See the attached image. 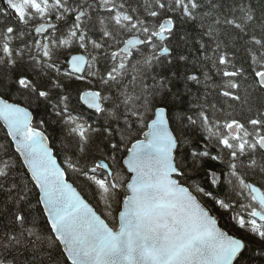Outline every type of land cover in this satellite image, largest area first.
Returning <instances> with one entry per match:
<instances>
[{"label":"trees","instance_id":"16d2710c","mask_svg":"<svg viewBox=\"0 0 264 264\" xmlns=\"http://www.w3.org/2000/svg\"><path fill=\"white\" fill-rule=\"evenodd\" d=\"M9 1L15 4L0 0V97L32 112L68 180L106 222L117 226L130 145L164 108L178 143L176 179L224 230L229 216L259 239L247 242L234 264H264V232L249 226L260 208L248 189L253 184L264 194V151L257 145L264 137L257 80L264 72V0H49L43 18L28 8L31 17L21 23L5 10ZM79 10L85 14L76 20ZM41 20L56 26L37 36L32 27ZM164 20L173 27L161 42L155 33ZM131 37L143 44L125 57L120 48ZM163 47L168 54L159 53ZM82 48L90 55V82L68 71L69 55ZM89 89L103 99L98 113L81 103ZM234 123L232 137L227 128ZM90 173L111 185L103 189ZM259 225L264 231V221ZM0 264H70L1 123Z\"/></svg>","mask_w":264,"mask_h":264},{"label":"water","instance_id":"95a60500","mask_svg":"<svg viewBox=\"0 0 264 264\" xmlns=\"http://www.w3.org/2000/svg\"><path fill=\"white\" fill-rule=\"evenodd\" d=\"M79 11L75 19L83 17ZM55 27L40 23L36 34ZM164 20L156 38L164 42L172 30ZM131 37L121 47L124 54L140 46ZM161 55L168 54L163 47ZM69 71L80 76L88 64L82 53L67 61ZM264 88V72L257 76ZM81 102L99 112L102 101L97 91H86ZM33 114L26 107L0 97V123L32 179L39 202L54 238L70 264H234L246 242L224 230L197 196L176 179L177 140L164 108L155 110L141 138L132 143L122 161L128 174L125 197L112 228L81 192L68 180L46 135L32 126ZM238 123L227 128L232 137ZM264 151V137L257 141ZM100 165L112 176L105 161ZM249 192L260 210L251 217L264 221V194L253 184Z\"/></svg>","mask_w":264,"mask_h":264},{"label":"rangeland","instance_id":"374dc122","mask_svg":"<svg viewBox=\"0 0 264 264\" xmlns=\"http://www.w3.org/2000/svg\"><path fill=\"white\" fill-rule=\"evenodd\" d=\"M15 3H19V4L15 5V6H11V8H10L9 4L6 2H3V5H4L5 10L9 14H11L13 18H15L17 21H19L21 23V22H24L23 18L25 16L28 15L31 17V15L28 14V12H27L28 8H32L36 12H40L41 18H43L45 12L48 11L47 6L50 4V1L49 0H15ZM81 52L85 53L86 55H89V52L86 48H82ZM43 55H45V57H46V54L44 52H43ZM88 74H91V66H89ZM91 78H92V75H89L88 78L82 77L81 79H84V80L90 82ZM120 178H122V177H120ZM213 180L214 181L216 180L215 175H213ZM95 182L97 185L101 186L103 189L107 188L108 186L111 185V182H109L106 178H102V177L97 178ZM119 182H120V180H119ZM219 210L221 211L222 214L224 212H226L222 208H219ZM255 223L256 222H254L252 220V222H249V224H250L249 226L252 228L253 231H256L259 235L263 234L264 231H263L262 227L256 226ZM224 225L227 228V230L230 233H232L233 235H235L236 237H238L242 240H245L246 242H249V243L255 242V244H258L259 239L252 237L250 232L247 233V232L243 231L242 229H240L241 226L234 225L232 218H230L229 216H226V220L224 222Z\"/></svg>","mask_w":264,"mask_h":264}]
</instances>
